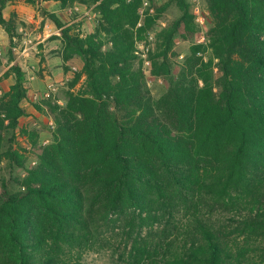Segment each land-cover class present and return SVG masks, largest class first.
<instances>
[{
    "label": "trees",
    "instance_id": "16d2710c",
    "mask_svg": "<svg viewBox=\"0 0 264 264\" xmlns=\"http://www.w3.org/2000/svg\"><path fill=\"white\" fill-rule=\"evenodd\" d=\"M11 1L0 0V25L12 42L4 18ZM57 1L95 7L101 20L76 35L41 9L66 58L82 60L76 82L84 76L85 84L65 106L49 105L53 142L33 168L10 138L28 93L23 69H11L15 83L0 105V172L7 163L26 175L17 189L0 176V264H80L87 247L116 230L115 214L129 217L123 264H264V0H206L212 59L193 45L179 69L176 41L191 40L197 25L187 0H170L178 17L150 53V74L168 80L159 97L136 43L168 5L138 27L143 0Z\"/></svg>",
    "mask_w": 264,
    "mask_h": 264
},
{
    "label": "rangeland",
    "instance_id": "374dc122",
    "mask_svg": "<svg viewBox=\"0 0 264 264\" xmlns=\"http://www.w3.org/2000/svg\"><path fill=\"white\" fill-rule=\"evenodd\" d=\"M54 1L57 0L49 2L47 6L52 8L55 4ZM144 1H149V7L147 8L142 3L140 12L142 10L145 15L141 14L138 27L144 23L147 16H155L157 8L168 5L155 23L154 30H150L154 38L147 39L146 34L136 43L139 60L143 62L142 66L146 74L148 89L153 97H159L164 88L168 86V80L166 77L158 78L150 74L152 67L150 53L156 48V34L175 21L178 12L173 5H169L170 0ZM187 2L190 4L195 17L197 32L191 40L178 39L176 41L174 54L171 58L177 69L188 56L193 45H203L200 56H204L206 60L212 59V53L207 48V33L212 24L207 1L187 0ZM41 4L42 2L39 1L27 5L39 16L36 15L26 21L20 20L18 13L13 11V3L8 4L4 13L13 25L12 35L14 39L11 42L6 31L0 33V35L3 34L0 36V105L2 98L15 83L14 74L11 72L12 67L18 66L26 74L28 93L27 98L22 103L26 115L21 117L18 128L13 135H10V138L13 139L14 149L19 150L24 156L26 168L37 166L39 164L37 154H39L40 148L47 147L53 142L54 129H51L50 126L51 122L55 124V113L49 108V105L65 106L68 94L70 92L78 93L85 84L84 76L76 82L81 73L82 60L77 55L66 58L64 45L61 40L57 39V35H52V37L42 41L44 38L42 25L44 19L41 9L47 7ZM197 7L199 8L198 11ZM64 9L65 18L62 19V22L66 27L72 29V34L92 33L101 20V15L95 7L90 8L86 4L74 3ZM151 10L153 11L151 12ZM27 40H31V43H27ZM141 45L144 47L141 48ZM56 46L59 47L56 48ZM7 145L8 142L6 141L5 146ZM2 167L0 176H4L7 181L12 183L13 188H19V184L14 181H17L18 178L22 179L26 175V170L21 168L8 169L7 163H4ZM113 218L118 220L116 230H105L100 241L93 246L90 245L89 249L87 247L82 256L79 259L76 258V261L80 264H123L120 256L122 257L127 252L128 242L131 239V235L127 233L131 230L126 227L129 217L115 214ZM150 230L151 228L148 226L136 227L132 236L137 237L139 234L144 236Z\"/></svg>",
    "mask_w": 264,
    "mask_h": 264
},
{
    "label": "crops",
    "instance_id": "0c3cea01",
    "mask_svg": "<svg viewBox=\"0 0 264 264\" xmlns=\"http://www.w3.org/2000/svg\"><path fill=\"white\" fill-rule=\"evenodd\" d=\"M53 0H41L42 4L47 8L44 9H49L48 11L51 13H55L61 21H63L62 19L65 18V9L62 8L61 3L59 1H54V6H52V8L48 7L47 4L49 2H51ZM13 3L12 8L14 12L18 13L19 18H21L20 20L22 21H26L29 18H33L36 15L39 16L38 13L33 12L27 5L30 4L28 2L22 1V0H18V1H11L8 4ZM33 13H32V12ZM36 13V14H35ZM32 14V17H30V15ZM4 18L6 20H9V18H7V15L4 13ZM54 29V30H53ZM50 32V33H49ZM0 33H5V29L0 25ZM43 33H44V38L42 39V41L47 40L50 36L52 37V35H57V39L61 40V43L63 44L62 39L60 38L59 34V29L57 28V26L52 23L51 21L46 22V24L43 26ZM0 36H3L0 35ZM59 46H56V48H58Z\"/></svg>",
    "mask_w": 264,
    "mask_h": 264
},
{
    "label": "built area",
    "instance_id": "2783aa9c",
    "mask_svg": "<svg viewBox=\"0 0 264 264\" xmlns=\"http://www.w3.org/2000/svg\"><path fill=\"white\" fill-rule=\"evenodd\" d=\"M143 5H145L148 8L149 7V1H144ZM196 9H197V11L199 10L198 7ZM152 11L153 10H151V12ZM140 14H142L143 16L145 15V13L142 10H141ZM153 38H154L153 33L152 32H148L147 33V39H153ZM27 41H28L27 43H29V42L31 43V40H27ZM140 47L143 48L144 46L141 45ZM146 63H149V62H146ZM50 127H51V129H55V124L53 122H51V126Z\"/></svg>",
    "mask_w": 264,
    "mask_h": 264
}]
</instances>
